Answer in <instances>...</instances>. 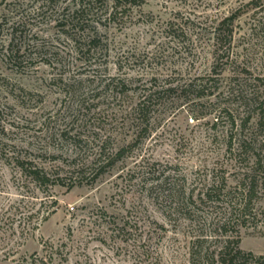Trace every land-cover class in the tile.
I'll return each mask as SVG.
<instances>
[{
    "label": "rangeland",
    "instance_id": "rangeland-1",
    "mask_svg": "<svg viewBox=\"0 0 264 264\" xmlns=\"http://www.w3.org/2000/svg\"><path fill=\"white\" fill-rule=\"evenodd\" d=\"M77 1L0 0V261L11 249L52 264H190L177 190L198 199L225 176L234 191L255 156L264 166V9L245 7L232 54L217 63L214 29L252 0H146L116 21L106 20L107 1L87 28L107 45L91 65L58 25ZM155 78L179 88L160 94L151 134L96 183L43 191L13 158L52 169L62 159L50 155L71 156L75 139L86 154L107 138L124 144L135 134L119 110ZM123 79L136 91L119 103ZM238 224L241 248L264 255V221Z\"/></svg>",
    "mask_w": 264,
    "mask_h": 264
},
{
    "label": "trees",
    "instance_id": "trees-1",
    "mask_svg": "<svg viewBox=\"0 0 264 264\" xmlns=\"http://www.w3.org/2000/svg\"><path fill=\"white\" fill-rule=\"evenodd\" d=\"M107 1L111 3V6L109 5V9L106 10V20L116 21L117 17L126 15L134 6L142 5L146 0H78L74 4V8H68L67 12L64 11L63 20L58 23L64 31L72 32L70 38L74 43L75 53L80 59L86 60L91 65H96V62H91L94 59L92 56L94 54L91 53L103 51L107 45H103L102 37H99L97 31L91 34L87 28L91 25V21L100 23V18L93 19L92 15L99 14L102 9V15L104 16V10L100 7V4H105ZM245 7L264 9V0H252L218 23L213 31L215 42L213 44L215 47L213 55L217 63L231 56L235 23L241 17ZM217 71L215 67L214 72L217 73ZM127 80L123 79L115 86L116 98L119 103H123L125 97H128L133 91L130 82ZM153 81L155 83L150 86L136 87L137 92H135L136 90L133 92L138 95L137 100L132 105L121 106L122 108L119 110L123 128H126L130 134H135L131 140H127L124 144L113 148L109 146L111 138H107L98 145L99 148L97 147L96 150L86 154L80 146L85 140L75 139L74 146L76 148L71 156L50 155L53 159H62L60 164L53 166L52 169L41 166L34 160L21 161L15 155H13V158L43 191L49 192L50 188L56 185L67 187L68 191H71L83 183H96L110 168L133 152L146 139L148 134H151V123L160 94L162 92H175L179 88L170 80H166L164 85H158L157 78ZM188 85L192 87L194 83ZM203 89L199 92L198 97L205 95ZM138 91L140 92L138 93ZM257 100L255 99V103H257ZM259 105L260 108L258 109L261 110L260 113L262 112L261 115L264 116V101ZM251 118V116L248 117L246 122ZM233 141L232 137L231 149ZM246 143L247 141L243 140V145ZM43 156L47 157L48 155L43 154ZM255 157L257 158L251 172L244 174V177L235 186L234 191L232 189L227 190L229 186L228 179L225 176L222 180L213 179L212 183L206 185V191L199 193L198 199L195 198V189L188 194L184 187L177 190L175 211L189 223L190 264H264V255L258 256L241 248L240 233L234 226L235 223L244 226L250 218L260 217L264 221V210L259 212L256 208L260 191L264 190V166L262 165L261 156L257 155ZM247 160L245 158V161ZM231 194L233 195L231 196ZM229 196L231 198H228ZM55 203L57 202L55 201ZM202 206L209 209L215 208V210L205 211V209H201ZM217 208L221 210H216ZM216 211H219L220 214L214 215ZM32 216L33 214L28 218ZM37 228L38 226L33 227L35 230ZM14 253L10 249L1 258L0 264H52V258L48 260L45 256H40L37 253L21 256L20 258H16Z\"/></svg>",
    "mask_w": 264,
    "mask_h": 264
}]
</instances>
